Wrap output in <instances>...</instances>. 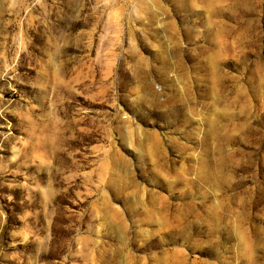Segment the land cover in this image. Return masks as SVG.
<instances>
[{
	"label": "rangeland",
	"instance_id": "374dc122",
	"mask_svg": "<svg viewBox=\"0 0 264 264\" xmlns=\"http://www.w3.org/2000/svg\"><path fill=\"white\" fill-rule=\"evenodd\" d=\"M0 264H264V0H0Z\"/></svg>",
	"mask_w": 264,
	"mask_h": 264
}]
</instances>
